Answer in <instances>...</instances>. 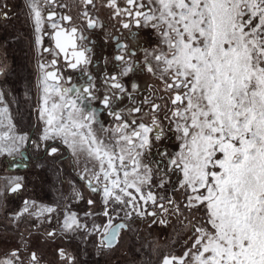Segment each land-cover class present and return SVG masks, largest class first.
Instances as JSON below:
<instances>
[{
	"label": "snow or ice",
	"instance_id": "6c2138e0",
	"mask_svg": "<svg viewBox=\"0 0 264 264\" xmlns=\"http://www.w3.org/2000/svg\"><path fill=\"white\" fill-rule=\"evenodd\" d=\"M67 7L25 0L37 53L52 57L39 64L30 131L0 89L4 171L27 167L18 160L30 146L67 190L7 213L26 184L0 176V212L17 228L55 221L45 238L78 244L57 249L61 264H107L132 237L158 264H264V0H78L77 16L57 11ZM96 31L113 45L99 60ZM154 229L163 244L141 239ZM20 236L0 264H41Z\"/></svg>",
	"mask_w": 264,
	"mask_h": 264
},
{
	"label": "flooded vegetation",
	"instance_id": "af4514ba",
	"mask_svg": "<svg viewBox=\"0 0 264 264\" xmlns=\"http://www.w3.org/2000/svg\"><path fill=\"white\" fill-rule=\"evenodd\" d=\"M60 2L68 5V7L65 9H57V11H60L62 13L67 12L69 15H73L74 17L77 16L78 0H60ZM0 3L7 4V9H5V10L8 13L7 19H3V18H0V19L1 20H11L12 18L13 19L15 18L17 20V21L14 20L15 24H13V25L11 24L10 28L13 29V27H15L18 30L19 34L15 33V35L20 36L21 42L23 44V47L21 46V48H22V54H24V56L22 58H20L21 61L19 60L18 63H15V62L13 63V61L15 60L14 55H12L10 61L12 62L11 64H15L14 65L15 71H19V69L22 68V70H24V72H26L25 76L27 78V83H26L25 87L27 89L26 90L27 95L25 94L24 99H21L20 95H17V93H16V95L14 94V97L12 96L11 98H13V100H14L16 97V100L14 101L15 106H13V107L11 106V108H13L15 111L17 110L19 112H23L22 116H21V114L19 115V118L22 119V120H20V123L23 125L22 127L25 128L26 131H29V130H31L32 124L35 122L34 106H35L36 100H37L36 85H37L38 77L40 74L39 64L44 63L46 60H50L52 57L48 53H44L43 56H40L37 53V48L35 45V34L33 31V27H32V24L26 15L27 10L25 8V0H0ZM18 22H20V23L18 24ZM105 22L109 23L107 21V19H105ZM107 31H109V32L113 31L110 24H109ZM91 39L94 42L90 46H92L95 50V59L99 60V58L101 56H110L112 54L113 45L111 42L106 43L104 33L99 32V31L93 32L91 35ZM14 45H16V47H18L17 43ZM43 46L44 47H53V42L51 41V39L48 36L44 37ZM23 48H25V49H23ZM10 53L7 52V55L9 56ZM61 63H63V61H61ZM93 71H95V67L93 68ZM2 74H3V72H2ZM2 74H0V75H2ZM65 74L66 75L72 74L74 77L76 75L74 73H69V72H66ZM17 124H19V122H17ZM24 152H25V155L29 159L27 161H19L18 160V162H20L21 164L27 163V165H28L27 167H23V166H21L19 168L12 167V168H10V170L4 171V166H5V164H7V161H5L4 163H0V174L5 172V174L9 173V174H6L7 176H9V175L14 176L15 172H18V173L19 172L22 173V172H26V171L29 172L30 155H29V152L25 149H24ZM65 167L66 166L64 165V168ZM66 169L67 168H65L66 173H70V174L72 173L70 168H68L67 170ZM33 172H35V170H33ZM45 190L43 187H39V186L35 185V186H32L30 188V191H31L30 193H33L35 191L36 192L37 191L44 192ZM24 199H26V198H24ZM10 201L11 202H10L9 207L7 209V213H10L13 211V206H14L13 205V197H10ZM21 201H23V200H21ZM37 202H40V201H37ZM21 204H22V202H21ZM18 209H19V207H18ZM7 213H5V212L0 213V217H1V220H0V259L5 258V254L10 252L14 248V246H13L14 225L9 223ZM22 222L25 223L28 221L22 220L19 224H22ZM33 231H34V233L38 232V231L35 232V230H33ZM133 239H134V237H133ZM33 240H34L33 242H30L29 248H30V250L38 251V254L42 256L43 259L41 261V264H61V260H60V257L58 256V252H57L58 248H65L68 252H70L72 254H76L78 251L77 241H75L76 243L71 244V243H69L71 241H69L65 238H62L60 236H58L54 241L49 239L48 243H46V242L41 243L40 241H38L36 239H33ZM62 241L65 244H70V245L65 246ZM46 245H47V247H46ZM127 245H132V243L130 242V244L128 243ZM47 253H49L53 257L52 261L47 258V255L45 256V254H47ZM123 255H125V250H123V251L120 250L119 254L115 255V257L107 258V264H118L119 262H121V260H122L121 257H123ZM81 260H83V257H81ZM89 262H90V264H92L91 260ZM101 263L105 264L104 260H101Z\"/></svg>",
	"mask_w": 264,
	"mask_h": 264
},
{
	"label": "rangeland",
	"instance_id": "374dc122",
	"mask_svg": "<svg viewBox=\"0 0 264 264\" xmlns=\"http://www.w3.org/2000/svg\"><path fill=\"white\" fill-rule=\"evenodd\" d=\"M14 20L17 21L15 18L14 19L12 18L11 20H1L0 19V69L3 70V74L0 75V89H2L6 93V101L9 103L10 112L12 113L13 119L16 124L17 122H19V124H17L18 129L22 131H26V129L23 128L22 127L23 125L20 123V120L22 119L19 118V115L21 114L22 116L23 112H19L17 110L15 111L13 108H11V106L12 107L15 106L14 101L16 100V97L14 100L11 97L12 96L14 97V94L16 95L17 93V95H20L21 99H24L26 90H27L25 87L27 83V78L25 76L26 72H24L22 68L19 69V71H15L14 70L15 64H11L12 62L10 61L12 55H14V58H15L13 63L14 62L18 63L19 60L21 61L20 58L24 56V54H22L21 46L23 47V44L21 42L20 36L15 35V33L19 34L18 30L15 27H13V29L10 28L11 24L12 25L15 24ZM19 23L20 22H18V24ZM16 43L18 44L17 45L18 47L14 45ZM7 52L9 53L11 52L10 53L11 55L9 54L10 57L7 55ZM25 150H27L30 155L29 172L28 171L22 172V173L15 172L14 176L24 177L26 189L21 193L20 196L13 197V205H14L13 211L17 210L18 207L21 206V202H22L21 200H23L24 198L37 200V201H40L39 203H43V204H54L60 199L61 193L62 192L66 193V190H67V183L65 182L64 184H61L59 180L57 179L56 175L50 170V168L38 170L35 167V164L37 163V153L35 152L34 149H32L29 146L28 148L26 147ZM40 162L43 163V161H40ZM65 166H66L65 168L67 169L69 168L67 164H65ZM33 170H35V172H33ZM6 174H9V173H6ZM6 174L4 172L0 174V176H7ZM65 175L68 179L74 178L72 173L71 174L66 173V171H65ZM0 183H2V181H0ZM35 185L39 187H43L44 190L45 189L46 190L44 192L35 191L33 193H30L31 192L30 188ZM61 206H63V202H61ZM83 207L84 205L82 203L80 205H76V204L72 205V209L78 212H80ZM0 220H1V217H0ZM26 221L28 222H25V223L22 222V224H19L18 228L14 225V234H13L14 248L18 244L21 243L20 233H24L23 239L27 240L29 242V245H30V242L34 241L33 239H36L40 241L41 243L42 242L48 243L49 239L45 238L43 233L46 229L51 230V228L56 227V222L53 221L51 225L45 224L41 227V229L38 232H36V230L31 227V225L35 223V221H30V220H26ZM33 230H35L36 233H34ZM29 233H31V235H29ZM157 233H162V230L154 229L153 234L151 236H149L147 232H142L141 239L146 238L147 241H153V240L159 239L161 243L163 244V242L167 239V237L163 234L157 235ZM130 242L132 243V245H127L128 243L130 244ZM69 243L74 244L76 242L73 240ZM64 245L68 246L70 244L64 243ZM138 248H140V242L136 240L135 237L134 239L133 237L126 238L124 242L122 243V245L120 246L119 250L116 251L114 255H112L111 257L113 258L115 257V255L119 254L120 250L121 251L125 250V255L121 257L122 260L118 264H152L154 263L155 260L153 258L156 254H153L150 251V249H141V251L138 252L137 251ZM166 250L167 249L162 248L161 252L166 251ZM46 255H47V258L52 261L53 257L49 253L45 254V256ZM147 257H151V259L147 261L148 260L146 259ZM158 261H159V257H158ZM158 261H156V264H158Z\"/></svg>",
	"mask_w": 264,
	"mask_h": 264
},
{
	"label": "trees",
	"instance_id": "16d2710c",
	"mask_svg": "<svg viewBox=\"0 0 264 264\" xmlns=\"http://www.w3.org/2000/svg\"><path fill=\"white\" fill-rule=\"evenodd\" d=\"M155 257H156V258H155ZM146 259H148L147 261H149V260L151 259V257H147ZM153 259H154L155 261H154V263H152V264H156V261H158V256L155 255Z\"/></svg>",
	"mask_w": 264,
	"mask_h": 264
}]
</instances>
